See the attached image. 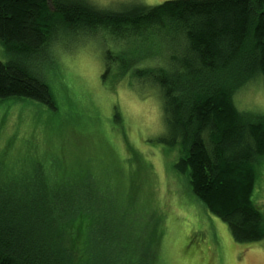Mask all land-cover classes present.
<instances>
[{
    "label": "trees",
    "instance_id": "obj_1",
    "mask_svg": "<svg viewBox=\"0 0 264 264\" xmlns=\"http://www.w3.org/2000/svg\"><path fill=\"white\" fill-rule=\"evenodd\" d=\"M98 31L115 42L105 53L110 84L126 73L129 87L144 83L159 93L165 134L156 142L175 153L172 168L195 199L235 242L264 240V213L252 201L264 123L233 102L254 80L264 84V0H170L122 11L83 0H0L7 56L0 60V101L28 100L54 111L37 55ZM162 38L169 42L164 60L129 67L130 59L141 61L140 54L165 44ZM37 165L31 160L30 175L0 174V264H142L128 246L117 247L114 229L106 234L113 223L106 190L90 188L80 168L47 183Z\"/></svg>",
    "mask_w": 264,
    "mask_h": 264
},
{
    "label": "rangeland",
    "instance_id": "obj_2",
    "mask_svg": "<svg viewBox=\"0 0 264 264\" xmlns=\"http://www.w3.org/2000/svg\"><path fill=\"white\" fill-rule=\"evenodd\" d=\"M83 1L97 10L122 11L133 4L154 7L170 0ZM95 33L48 45L37 55L54 111L28 100L0 101V174L30 175L35 160L49 183L61 170L80 168L90 188L99 194L107 191L106 216L113 223L106 234L114 229L117 247L128 246L142 264H264V240L235 242L227 226L207 213L185 178L173 170L175 153L156 142L165 134L156 89L144 83L129 87L126 73L110 84L105 53L115 42ZM161 40L165 44L158 42L140 54L141 61H127L129 67L164 60L169 42ZM0 60H7L1 46ZM233 102L252 121L264 123L260 80L239 90ZM252 201L264 213V158L257 162ZM76 237L84 240V230ZM113 246L119 255L129 254Z\"/></svg>",
    "mask_w": 264,
    "mask_h": 264
}]
</instances>
